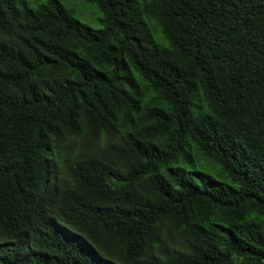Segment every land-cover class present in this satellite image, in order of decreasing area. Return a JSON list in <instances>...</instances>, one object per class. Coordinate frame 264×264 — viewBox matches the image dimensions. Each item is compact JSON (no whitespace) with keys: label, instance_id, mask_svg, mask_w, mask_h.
I'll use <instances>...</instances> for the list:
<instances>
[{"label":"trees","instance_id":"trees-1","mask_svg":"<svg viewBox=\"0 0 264 264\" xmlns=\"http://www.w3.org/2000/svg\"><path fill=\"white\" fill-rule=\"evenodd\" d=\"M0 0V264H264V0Z\"/></svg>","mask_w":264,"mask_h":264},{"label":"rangeland","instance_id":"rangeland-1","mask_svg":"<svg viewBox=\"0 0 264 264\" xmlns=\"http://www.w3.org/2000/svg\"><path fill=\"white\" fill-rule=\"evenodd\" d=\"M63 3L75 9L76 18L92 28H98V12L82 0H61Z\"/></svg>","mask_w":264,"mask_h":264}]
</instances>
